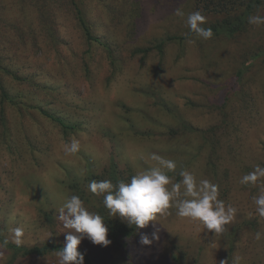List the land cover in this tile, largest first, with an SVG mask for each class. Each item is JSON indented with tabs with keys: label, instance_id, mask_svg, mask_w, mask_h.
<instances>
[{
	"label": "rangeland",
	"instance_id": "374dc122",
	"mask_svg": "<svg viewBox=\"0 0 264 264\" xmlns=\"http://www.w3.org/2000/svg\"><path fill=\"white\" fill-rule=\"evenodd\" d=\"M75 8L73 0H0V79L16 102L1 103L0 91V264H58L57 253L15 256L4 242L17 245L19 227V246L64 245L70 230L59 208L77 194L72 182L99 214L103 195L87 185L113 181V166L127 182L159 166L152 154L175 161L174 171L162 169L173 182L187 170L217 185L235 218L215 234L173 208L157 217L160 239L151 245L140 242L151 225L121 248L109 237L108 246L85 237L79 248L94 264H264V217L253 202L261 182L240 183L264 167V63L248 56L259 36H198L186 24L194 0H83L92 33L108 42L111 57L86 39ZM203 16L205 24L214 21ZM168 36L185 39L167 41L160 52ZM139 48L152 51L143 57L134 53ZM42 109L75 129L67 133ZM74 138L80 149L67 153Z\"/></svg>",
	"mask_w": 264,
	"mask_h": 264
},
{
	"label": "clouds",
	"instance_id": "9594fccd",
	"mask_svg": "<svg viewBox=\"0 0 264 264\" xmlns=\"http://www.w3.org/2000/svg\"><path fill=\"white\" fill-rule=\"evenodd\" d=\"M177 15L185 14L178 10ZM205 22L206 18L199 11L187 15L186 24L191 32L204 39H210L213 31L203 26ZM249 22L264 24V17L253 16L249 18ZM79 149L80 143L74 138L66 146L65 151L76 153ZM151 159L159 166L139 171L129 181L122 180L118 184H113L108 179L93 180L87 185L88 191L95 195H103L104 206L110 215L119 217L129 226L135 225L136 228L143 229L151 225L153 232L150 235L147 233L141 235L140 242L143 245H151L154 240L160 239L157 217L173 208L181 218L200 221L207 230H214L215 234L224 232L225 225L235 218L237 210L231 205L226 206L225 202L219 199L218 186L207 179L197 181L195 175L187 170L179 173L181 181L173 182V178L162 169L174 171L177 167L175 161L156 154H152ZM258 182H261V186L259 194L253 197V202L258 215L264 217V167L257 166L240 180V183L245 185H256ZM59 220L70 231L66 232L63 248L57 252L58 264H85L84 254L79 250L85 237L96 245L108 246L111 243L104 218L89 211L78 195H71L64 201L59 208ZM14 232L16 237L14 243L20 245L23 230L18 227ZM261 235L257 232L256 239H261ZM234 264H239V258Z\"/></svg>",
	"mask_w": 264,
	"mask_h": 264
},
{
	"label": "trees",
	"instance_id": "16d2710c",
	"mask_svg": "<svg viewBox=\"0 0 264 264\" xmlns=\"http://www.w3.org/2000/svg\"><path fill=\"white\" fill-rule=\"evenodd\" d=\"M80 1V2H79ZM195 1V10L202 13V15H207L214 18V21L208 24H204L203 26L205 28H211L213 31L212 37H220V36H226L227 38H238V37H246L249 39H254L256 36H259L257 40H255L256 46H250L252 48V51L250 52V62L254 60L261 59L264 63V46L260 45L263 43V40L260 42L261 37H264V24H259L260 29L257 30V24H252L249 22V18L253 16H260L264 17V0H194ZM73 5L76 7L75 9V16L76 20L78 21V24L80 28L82 29L86 39L90 41L91 43L95 42L99 45L105 47L108 49L110 56L112 55V50L109 48L108 42H105L100 36H94L92 33V28L90 23L88 22L85 12L82 8L83 0H73ZM183 37H177V36H168L167 39L161 40L160 43L157 45V49L162 52L163 51V45L167 41H176L180 40L182 41ZM264 44V43H263ZM257 47V48H256ZM152 51V48H139L134 53L136 54H142L143 57L147 56ZM113 63H115L114 59ZM253 64V63H252ZM251 64H249L250 66ZM7 73L12 74L15 78L19 79L15 74L6 71ZM243 71L240 70L238 74L240 76L243 75ZM0 91H1V103L4 101H9L10 103H13L16 105L15 100L10 101V96L6 92L4 86L2 85L1 79H0ZM1 113H4V108H1ZM41 113L46 116L47 118L53 120L54 122H57L61 124L66 132L68 133V130H74L75 128L72 125L66 124L61 118L55 116L54 114L49 113L48 111L42 109ZM3 120V118H2ZM116 167L113 166V178L112 182L113 184H118L121 179L116 177ZM111 173V171H110ZM71 188L75 189L76 195H78L80 198H83L87 201H89V197L86 198L83 195V192H81L80 186L77 182L73 181L71 184ZM99 214L104 218L105 223L109 229L108 237L111 239L112 244L116 248H121V242L127 240V236H134L137 235L136 232L134 234V230L136 231L137 228L135 225L132 226V228L126 227L124 225L119 224L116 219L110 215L109 210L103 206L101 210L99 211ZM0 240L2 241V238L0 237ZM9 249H12L14 252V255L17 256L18 254H21L23 257H46L52 253H57L60 249L63 248L64 245H44V246H37L32 248H26L24 246H19L15 244H5ZM127 243H123L122 247H125ZM79 250L84 254L85 257V264H94L93 259L89 253L79 248Z\"/></svg>",
	"mask_w": 264,
	"mask_h": 264
}]
</instances>
